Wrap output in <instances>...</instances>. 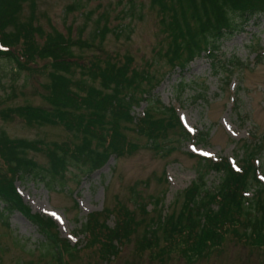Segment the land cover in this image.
<instances>
[{"label": "rangeland", "instance_id": "rangeland-1", "mask_svg": "<svg viewBox=\"0 0 264 264\" xmlns=\"http://www.w3.org/2000/svg\"><path fill=\"white\" fill-rule=\"evenodd\" d=\"M19 17L21 21L33 20L38 28L35 37L41 43L54 30L80 41L73 47L75 66L78 63L76 80L86 77L91 83L81 67L90 69L94 62L105 65L108 61L153 75L159 82L151 99L177 107L192 136L182 137V128L177 127L162 135L155 148L150 137L136 128L151 102L144 94L138 95L143 98L132 108V122L120 121L124 142L120 156L112 155L103 168L92 173L72 164L64 185L54 182L52 188L32 177L16 182L24 207L0 219V264H264V246L245 243L233 234L197 257L177 251L157 256L155 245L142 247L147 245L144 237L150 224L159 216L167 218L181 210L186 190L198 180L200 169L207 170L201 157L214 161L228 158L235 164L242 157L241 147L249 142L250 147L259 146L256 165L264 171V14L223 41V53L233 54L231 58L236 60L222 73L206 55L184 68L170 63L166 56L170 37L163 31L162 13L152 0H25ZM16 67V63L0 58V131L14 140L32 142L28 155L47 166L49 149L62 143L73 148L81 138L55 117L41 125L15 113L17 107L28 104L47 114L53 112L51 61L38 59L26 69ZM146 85L144 81L143 88L149 89ZM80 113L87 111H76V115ZM106 132L112 133L113 128ZM202 133L207 139L200 141ZM0 169L9 176L1 156ZM222 176L208 171L207 187L216 189ZM117 202L133 211L134 228L111 257L103 252L101 243L80 230L90 214ZM53 213L60 219H54ZM36 214L52 218L58 228L46 233ZM115 223L113 213L108 224L113 227ZM51 241L55 247L49 248Z\"/></svg>", "mask_w": 264, "mask_h": 264}, {"label": "trees", "instance_id": "trees-1", "mask_svg": "<svg viewBox=\"0 0 264 264\" xmlns=\"http://www.w3.org/2000/svg\"><path fill=\"white\" fill-rule=\"evenodd\" d=\"M24 2L0 0V58L16 63L18 70L26 69L38 59L51 61L49 87L53 112L47 114L44 109L28 104L17 107L15 113L41 125L51 123L55 117L74 129L81 140L73 148L69 144H56L49 149L47 166H41L28 155L32 142L14 140L0 131V156L10 171L8 176L0 169V219L24 207L16 186L19 179L32 177L52 188L54 182L64 185L65 174L72 164L92 173L103 168L112 155L120 156L124 147L120 121L132 122V108L143 98L138 95L144 94V99L151 102L138 118L136 128L150 137L155 148L159 147L157 140L162 135L177 127L182 128V137L192 136L182 123L177 107L151 99V92L159 82H155L153 75L108 61L105 65L94 62L90 69L81 67L91 83L86 77L74 79L78 63L75 66L73 47L80 41L54 30L41 43L35 37L38 28L33 26V20L21 21L19 17ZM152 3L159 7L163 31L170 37L166 52L170 63L184 68L206 55L213 68L221 73L231 69L236 60L235 56L231 58L233 54L229 57L223 53V41L245 30V24L264 14V0H152ZM144 81L149 89L143 88ZM83 109L87 114L76 115V111ZM109 127L113 128L112 133L106 132ZM205 139L207 136L202 133L200 141ZM258 147H250L249 142L244 144L242 157L235 164L228 158L214 161L201 157L207 170H199L198 180L185 192L181 210L167 218L159 216V220L150 224L148 236L144 237L147 245L142 247L155 245L157 256L177 251L197 257L219 247L230 234L245 243L264 246V171L256 165ZM210 170L223 175L214 190L207 187L206 174ZM249 193L253 196L249 197ZM26 211H30L28 206ZM113 213L116 223L112 227L108 218ZM36 216L46 233L58 228L52 218ZM133 228V211L117 202L100 213L90 214L80 232L101 243L107 256L115 257L118 245L131 236ZM50 246L55 247V243L51 241Z\"/></svg>", "mask_w": 264, "mask_h": 264}, {"label": "snow or ice", "instance_id": "snow-or-ice-1", "mask_svg": "<svg viewBox=\"0 0 264 264\" xmlns=\"http://www.w3.org/2000/svg\"><path fill=\"white\" fill-rule=\"evenodd\" d=\"M193 150H195V149H193ZM204 155H209V153H204ZM53 215L55 216L56 214L55 213H53ZM58 220L60 219L58 216L56 217Z\"/></svg>", "mask_w": 264, "mask_h": 264}, {"label": "bare ground", "instance_id": "bare-ground-1", "mask_svg": "<svg viewBox=\"0 0 264 264\" xmlns=\"http://www.w3.org/2000/svg\"><path fill=\"white\" fill-rule=\"evenodd\" d=\"M52 217L57 220V218L55 216L52 215Z\"/></svg>", "mask_w": 264, "mask_h": 264}]
</instances>
